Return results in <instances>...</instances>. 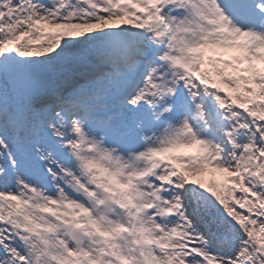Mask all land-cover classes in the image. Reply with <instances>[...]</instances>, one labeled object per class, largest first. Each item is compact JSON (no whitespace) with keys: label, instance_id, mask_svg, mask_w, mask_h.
<instances>
[{"label":"snow or ice","instance_id":"1","mask_svg":"<svg viewBox=\"0 0 264 264\" xmlns=\"http://www.w3.org/2000/svg\"><path fill=\"white\" fill-rule=\"evenodd\" d=\"M0 264H264V0H0Z\"/></svg>","mask_w":264,"mask_h":264}]
</instances>
